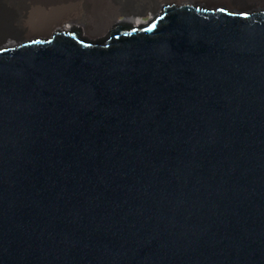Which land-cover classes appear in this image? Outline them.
<instances>
[{"label":"water","instance_id":"95a60500","mask_svg":"<svg viewBox=\"0 0 264 264\" xmlns=\"http://www.w3.org/2000/svg\"><path fill=\"white\" fill-rule=\"evenodd\" d=\"M0 264H264V20L0 57Z\"/></svg>","mask_w":264,"mask_h":264},{"label":"bare ground","instance_id":"6f19581e","mask_svg":"<svg viewBox=\"0 0 264 264\" xmlns=\"http://www.w3.org/2000/svg\"><path fill=\"white\" fill-rule=\"evenodd\" d=\"M145 1L148 3L146 9L137 8L129 11L124 15L126 21L117 23L115 19L119 11L115 0H28L27 5L20 10L18 6L16 7L15 0H0V57L17 55L20 47L52 46L55 45V39L80 40L82 48L104 50L106 37L100 41H90L79 31L69 30L68 24L81 26L87 36L95 38L106 33L118 32L138 35L154 27L156 19L161 14L174 12L180 16V10L190 8H194V14L213 18L244 20L247 13L252 20H264V0H220L229 8L225 5H215L217 0H202L204 4L189 1L168 6L166 4L172 0ZM213 4L215 6L211 8ZM160 5L164 6L160 7ZM147 12H152V16L146 24H141L138 18L150 17ZM67 22L71 23L66 24ZM14 23L18 29L13 28ZM113 25L115 26L110 29ZM54 30L55 32L48 39L22 38L24 32L48 36Z\"/></svg>","mask_w":264,"mask_h":264},{"label":"rangeland","instance_id":"374dc122","mask_svg":"<svg viewBox=\"0 0 264 264\" xmlns=\"http://www.w3.org/2000/svg\"><path fill=\"white\" fill-rule=\"evenodd\" d=\"M116 1V3H117V10L119 11V14H117V17H116V19H115V22H124V21H126L125 19H124V15L127 13V12H129V11H132V10H136L137 8L138 9H142V10H144V9H146L147 7H148V3H147V1H139V2H132V1H125V0H115ZM189 1H196L197 2V4L198 3H202V4H204V2H202V0H172L171 2H168L167 4H166V6H168V5H171V4H177V5H179V4H182V3H184V2H189ZM27 2H28V0H15V3H16V7L18 6V9L20 10L22 7H24V6H26L27 5ZM206 3H209V2H206ZM215 5H225V6H227L228 8H229V6L228 5H226V4H224V2L223 1H220V0H217V4H215ZM214 4L213 5H211V8H212V6H215ZM164 5H160V7H163ZM206 6H207V4H206ZM259 8V7H258ZM232 9V8H231ZM232 10H234V9H232ZM147 14L148 15H150V17H146V18H141V17H139L138 18V21L139 22H141V24L142 23H147L148 22V20H149V18H151V16H152V12H147ZM68 23H71V22H67L66 24H68ZM117 23H114L115 25L117 24ZM115 25H113L110 29H112ZM13 28L14 29H18V26L14 23L13 24ZM67 28L69 29V30H71V31H79L80 33H81V35L85 38V39H88V40H90V41H94V42H96V41H100V40H102V39H104L105 37H106V34H104V35H101V36H97V37H93V38H90L89 36H87L86 34H85V32H84V29L81 27V26H76V25H74V26H70L69 24H68V26H67ZM58 29V28H57ZM110 31V30H109ZM53 32H55V30L54 31H52V32H50L49 34H48V36H37V35H35V34H30V33H27L26 34V32H24L23 34H22V38L23 39H28V40H35V39H40V38H44V39H48V38H50L51 36H52V34H53ZM35 36H37V37H35ZM28 37V38H27Z\"/></svg>","mask_w":264,"mask_h":264}]
</instances>
